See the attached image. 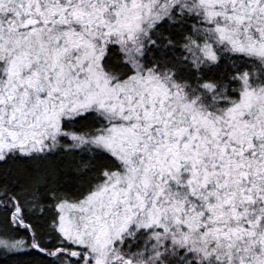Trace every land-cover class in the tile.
<instances>
[{
    "label": "snow or ice",
    "instance_id": "snow-or-ice-1",
    "mask_svg": "<svg viewBox=\"0 0 264 264\" xmlns=\"http://www.w3.org/2000/svg\"><path fill=\"white\" fill-rule=\"evenodd\" d=\"M0 264H264V0H0Z\"/></svg>",
    "mask_w": 264,
    "mask_h": 264
}]
</instances>
